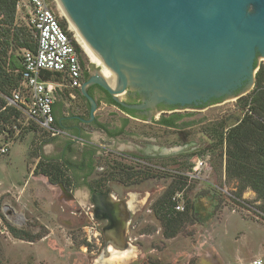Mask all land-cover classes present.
Listing matches in <instances>:
<instances>
[{"label":"rangeland","instance_id":"obj_1","mask_svg":"<svg viewBox=\"0 0 264 264\" xmlns=\"http://www.w3.org/2000/svg\"><path fill=\"white\" fill-rule=\"evenodd\" d=\"M17 16L18 24L25 25L21 14ZM81 59L88 71L91 60L83 51ZM65 90L57 93L56 98H63L61 93ZM80 97L77 92L68 101L69 111L87 117ZM245 111L238 99L225 102L182 119L180 123L204 122L177 131L126 118L117 107L100 106L96 115L102 123L121 127L122 119H127L124 135L104 139L99 131L82 126L92 144L79 141L81 144L75 145L77 149L90 146L94 152V170L88 180L93 187L127 205L126 227L118 243L109 233L108 243H104L101 230L92 219V205L85 200L86 187L73 184L68 191L61 184L51 185L45 178L34 176L41 156L60 158L66 140L54 141L35 127L20 129L17 134L9 131L10 151L0 155V264H250L256 258L264 261L262 201L250 190L240 199L234 198L238 181L225 177L224 148L217 147L215 135V131L223 133ZM5 127L9 130L11 126ZM137 147L147 149L149 156L137 157ZM159 148L165 154L162 151L156 155ZM196 157H207V166L200 178L188 179L184 175L190 172ZM99 178L105 179L100 186L94 183ZM173 181L181 183L178 188L183 204L191 209L180 232L165 238L163 226L155 216L156 203ZM8 227L31 241L14 237Z\"/></svg>","mask_w":264,"mask_h":264},{"label":"water","instance_id":"obj_2","mask_svg":"<svg viewBox=\"0 0 264 264\" xmlns=\"http://www.w3.org/2000/svg\"><path fill=\"white\" fill-rule=\"evenodd\" d=\"M49 3L91 60L92 76L80 87L81 96L89 101L86 90L95 84L125 108H153L161 102L184 107L222 98L212 106L216 107L249 93L264 61V0ZM127 92L140 95L143 104H124ZM197 111L187 107L173 113L186 118ZM91 200L96 212L110 218L115 205L108 192L94 193Z\"/></svg>","mask_w":264,"mask_h":264},{"label":"trees","instance_id":"obj_3","mask_svg":"<svg viewBox=\"0 0 264 264\" xmlns=\"http://www.w3.org/2000/svg\"><path fill=\"white\" fill-rule=\"evenodd\" d=\"M17 17L15 0H0V133L5 131V126L11 124L13 118L18 115L13 106H7L6 98L11 97L12 91L21 80L23 70L21 52L24 49L33 50L35 47L34 32L26 24H18ZM60 24L71 36L66 21L61 19ZM74 46L80 56L84 78H87L88 72L81 59L82 51L76 42ZM52 74L42 73L41 78L52 80ZM238 100L246 111L223 133L222 130L215 131L218 133H215L218 137L217 147L220 150L224 148L225 177L238 181L237 190L233 193L234 198L240 199L246 190H250L255 193L257 200L262 201L264 210V61L258 65L252 90ZM108 102L116 105L112 100ZM161 122L173 124L174 120L171 117ZM70 147L71 142L66 143L65 153L73 152ZM65 153L58 159L42 155L33 170L34 176L45 178L51 185L61 184L68 191L73 184L84 185L90 191H95L92 183L88 181L94 170L92 157L94 152L85 154L80 162L72 161V155L65 156ZM86 157L87 164L84 161ZM131 176L130 174L127 178ZM104 180L99 178L94 183L100 186V182ZM180 184L179 181L171 182L156 203L155 216L163 226L165 238L175 237L189 219L191 209L189 205L186 204L182 212L173 209L171 197L180 190L178 188ZM8 231L16 238L31 241L28 237H19L17 230L12 227H8ZM21 234L24 236L25 233Z\"/></svg>","mask_w":264,"mask_h":264},{"label":"built area","instance_id":"obj_4","mask_svg":"<svg viewBox=\"0 0 264 264\" xmlns=\"http://www.w3.org/2000/svg\"><path fill=\"white\" fill-rule=\"evenodd\" d=\"M16 14H21L26 26L35 34L33 50H22L21 80L6 98L7 106H13L18 115L11 127L0 133V155H7L12 142L8 132L17 134L20 129L35 127L49 138L66 136L67 133L56 124L53 106L56 94L62 89L78 90L82 86L84 69L75 49L74 40L62 28L49 0H15ZM53 73L52 80L41 78L42 73ZM207 166V157H196L192 161L188 179L200 178ZM173 209L184 211L183 195L177 190L171 197ZM250 264H264L262 258L253 259Z\"/></svg>","mask_w":264,"mask_h":264},{"label":"flooded vegetation","instance_id":"obj_5","mask_svg":"<svg viewBox=\"0 0 264 264\" xmlns=\"http://www.w3.org/2000/svg\"><path fill=\"white\" fill-rule=\"evenodd\" d=\"M88 72V71H87ZM92 75L90 74V72H88V77L84 78V74H83V81L82 84L89 80L90 77ZM245 83V82H243ZM242 83V84H243ZM87 93L88 95L91 97V101L85 99L84 97H80L81 100L83 101L84 105H85V110L87 111V117L85 115H81V114H76V113H72L71 114V118L72 121H76V123H69L67 124V128H69V130H71L72 132H75L78 134L77 137V141H73L71 142V149H72V153L71 152H66L65 153V148L66 145L63 146V153H65V156L68 155H72L71 159L74 162H80L82 160V158L85 156V154L90 153V151H92L90 146H85L83 147V149H80L78 147V149L76 148L75 144H81L83 141L85 143L88 144H92L91 139L89 138V136H86L87 133L85 132V129L82 126H88L91 127L93 130L99 131L104 139H115L119 136L124 135V124L125 122L127 123V119H122V126H113L111 123L109 124H105L100 122L97 119V111L100 109L101 105L104 106H113V107H117L121 113L123 114L124 117L135 120V121H140L143 124H151V125H155L158 126L160 128H162L163 130H184L187 127H189L190 124L188 123H180L181 120L184 118L183 114H177V113H173L174 111H176L177 109H186L188 108H192V109H197V110H201L204 109L206 107H212L214 105H217L219 103L222 102V98H210L208 99L206 102L203 101H197L196 104H191L189 106L185 105L184 107H181V105H169V104H165L164 102L158 103L156 104L153 108H146V109H139V108H125L122 107L118 104L114 105V104H110L108 101L111 100V97L109 96V94H107L104 90H102L100 87H98L95 84H92L90 86H88L87 88ZM124 104H126L127 106H140L143 104V99L142 97H140V95H138L137 93L134 92H127L125 94V97L122 98L121 100ZM94 104V105H93ZM95 107L94 111H93V116H90V110L92 107ZM124 109V110H123ZM168 114V115H166ZM174 120L173 124L171 123H167V122H161L162 120H168L169 118H171ZM79 141H81V143H79ZM76 149V151H75ZM163 148H159L158 150H154L151 149L152 151H155V153H157L156 155H160V152H162ZM147 149H141L140 147H137L136 150L134 151L135 155H137V157H143V156H149V154H147ZM164 152V153H163ZM162 153L165 154V151H163ZM153 157V155H150ZM85 163H88V159L86 157V159L84 160ZM84 186V185H83ZM86 187V186H84ZM86 190L88 192V197L87 199H85L89 204L92 205V219L96 221V224L99 226L102 236H103V240L104 243H108V233L110 234L111 237L114 238L117 243L119 242L120 239V233L121 236L124 232L125 229V225H126V209H123L118 207L117 205H115L113 211H112V215L110 216V218L104 214L103 212H96L98 211V209L95 211V206L94 203L91 200L92 194L97 193V194H105L106 192L103 191V189H97L95 188V191H90L88 187H86ZM66 193V191H64ZM110 196V194H109ZM102 200H105L106 197L101 198ZM116 199V198H114ZM107 200V199H106ZM116 201H123V200H117ZM118 239V240H117ZM122 241H123V237H122Z\"/></svg>","mask_w":264,"mask_h":264},{"label":"crops","instance_id":"obj_6","mask_svg":"<svg viewBox=\"0 0 264 264\" xmlns=\"http://www.w3.org/2000/svg\"><path fill=\"white\" fill-rule=\"evenodd\" d=\"M66 92V93H65ZM64 93H61L63 95V98L58 99L56 98V101L53 106V111H54V116L56 119V124L58 127L62 128L67 135L63 137H57L54 138V141L57 140L58 138H62L63 140H66L65 143L63 144L66 145V143H70L73 141H77L78 134L75 132H72L67 128V124L73 122L76 123V121H72L71 118V111L70 110V103L68 102L69 100L75 98L76 93L78 92L80 95V89L78 90H71V89H66ZM63 148L61 152V156L63 155Z\"/></svg>","mask_w":264,"mask_h":264},{"label":"bare ground","instance_id":"obj_7","mask_svg":"<svg viewBox=\"0 0 264 264\" xmlns=\"http://www.w3.org/2000/svg\"><path fill=\"white\" fill-rule=\"evenodd\" d=\"M82 50V49H81ZM83 51V50H82ZM84 53V52H83ZM85 54V53H84ZM86 55V54H85ZM87 56V55H86ZM88 57V56H87ZM89 58V57H88ZM90 59V58H89ZM109 198L111 199V202L114 204V205H117L118 207H120V208H122V210L123 209H126L127 210V205H126V203L124 202V201H121V202H119V201H116V199H114V197H112L111 195L109 196ZM115 236V235H114ZM114 236H113V238H114ZM120 239H119V241L121 240V233H120ZM118 240V239H117ZM113 242V241H112ZM117 244V243H116ZM118 246H119V244H118ZM111 247H113L114 248V246H112L111 245Z\"/></svg>","mask_w":264,"mask_h":264}]
</instances>
